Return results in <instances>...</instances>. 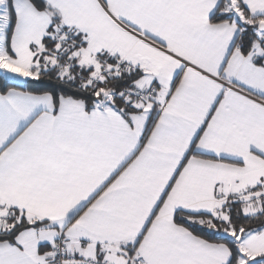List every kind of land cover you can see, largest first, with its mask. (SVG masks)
<instances>
[{
	"label": "snow or ice",
	"instance_id": "obj_1",
	"mask_svg": "<svg viewBox=\"0 0 264 264\" xmlns=\"http://www.w3.org/2000/svg\"><path fill=\"white\" fill-rule=\"evenodd\" d=\"M0 264H264V0H0Z\"/></svg>",
	"mask_w": 264,
	"mask_h": 264
}]
</instances>
